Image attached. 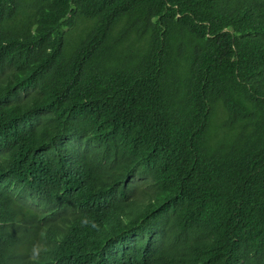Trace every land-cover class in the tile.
<instances>
[{
    "label": "trees",
    "instance_id": "trees-1",
    "mask_svg": "<svg viewBox=\"0 0 264 264\" xmlns=\"http://www.w3.org/2000/svg\"><path fill=\"white\" fill-rule=\"evenodd\" d=\"M0 264H264V0H0Z\"/></svg>",
    "mask_w": 264,
    "mask_h": 264
}]
</instances>
